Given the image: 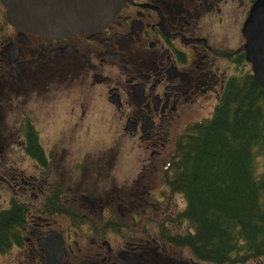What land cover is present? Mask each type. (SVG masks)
I'll return each mask as SVG.
<instances>
[{
  "label": "flooded vegetation",
  "instance_id": "1",
  "mask_svg": "<svg viewBox=\"0 0 264 264\" xmlns=\"http://www.w3.org/2000/svg\"><path fill=\"white\" fill-rule=\"evenodd\" d=\"M254 2L124 0L63 35L20 28L3 8L0 204L22 202L27 223L0 264H264L195 256L188 198L166 180L182 135L252 70Z\"/></svg>",
  "mask_w": 264,
  "mask_h": 264
},
{
  "label": "trees",
  "instance_id": "2",
  "mask_svg": "<svg viewBox=\"0 0 264 264\" xmlns=\"http://www.w3.org/2000/svg\"><path fill=\"white\" fill-rule=\"evenodd\" d=\"M4 8L0 0V8ZM168 184L188 198L195 256L224 262L264 254V88L234 76L211 117L182 135ZM25 206L0 205V252L23 238Z\"/></svg>",
  "mask_w": 264,
  "mask_h": 264
},
{
  "label": "water",
  "instance_id": "3",
  "mask_svg": "<svg viewBox=\"0 0 264 264\" xmlns=\"http://www.w3.org/2000/svg\"><path fill=\"white\" fill-rule=\"evenodd\" d=\"M124 0H1L14 25L50 35L94 29L108 21ZM243 46L264 88V0H255L243 27Z\"/></svg>",
  "mask_w": 264,
  "mask_h": 264
},
{
  "label": "rangeland",
  "instance_id": "4",
  "mask_svg": "<svg viewBox=\"0 0 264 264\" xmlns=\"http://www.w3.org/2000/svg\"><path fill=\"white\" fill-rule=\"evenodd\" d=\"M2 14H3V8L1 7V8H0V20H1V16H2ZM11 116H12V114H11V112H10V114L7 115L6 120H4V122L7 123V124H10V126L12 125V119H13ZM0 117H1V115H0ZM1 119H2V117H1ZM2 120H3V119H2ZM30 163H31V162L23 163V164H22V167L29 166ZM0 205H1V204H0ZM191 227H192V229H194L193 226H191Z\"/></svg>",
  "mask_w": 264,
  "mask_h": 264
}]
</instances>
